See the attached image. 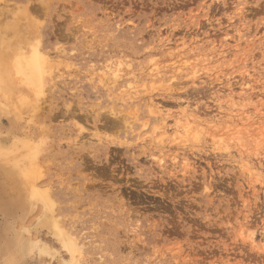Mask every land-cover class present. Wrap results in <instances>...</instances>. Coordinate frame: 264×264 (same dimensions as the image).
I'll use <instances>...</instances> for the list:
<instances>
[{
    "label": "rangeland",
    "instance_id": "374dc122",
    "mask_svg": "<svg viewBox=\"0 0 264 264\" xmlns=\"http://www.w3.org/2000/svg\"><path fill=\"white\" fill-rule=\"evenodd\" d=\"M8 47L0 264H264V0H0Z\"/></svg>",
    "mask_w": 264,
    "mask_h": 264
},
{
    "label": "bare ground",
    "instance_id": "6f19581e",
    "mask_svg": "<svg viewBox=\"0 0 264 264\" xmlns=\"http://www.w3.org/2000/svg\"><path fill=\"white\" fill-rule=\"evenodd\" d=\"M18 57L19 56L17 55L15 51V47H8L6 49L0 48V91H1V95L3 96V99H5L6 101L12 100L15 97L16 85L21 84L28 90L27 93H28L29 98L32 100H35L39 95L40 87H38L39 85L35 83V81L34 83L31 82V76H33V71H36V70L34 68L30 70L29 72V65H27V69H26L27 71L24 70V67L18 61ZM33 59H36V58H33ZM18 101H21V99H19Z\"/></svg>",
    "mask_w": 264,
    "mask_h": 264
}]
</instances>
